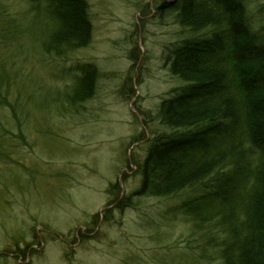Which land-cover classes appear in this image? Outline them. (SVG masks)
<instances>
[{
  "label": "rangeland",
  "instance_id": "obj_1",
  "mask_svg": "<svg viewBox=\"0 0 264 264\" xmlns=\"http://www.w3.org/2000/svg\"><path fill=\"white\" fill-rule=\"evenodd\" d=\"M174 2L86 0L90 42L55 57L31 35L41 22L28 0H0V26L22 37L0 43V121L9 132L0 142L10 145L0 150V264H221L224 234L171 212L200 187L107 206L139 188L153 137L189 131L158 118L160 102L187 86L166 58L209 31L181 27L167 9ZM244 3L262 31L264 0ZM85 64L97 70L94 93L72 104Z\"/></svg>",
  "mask_w": 264,
  "mask_h": 264
},
{
  "label": "trees",
  "instance_id": "obj_2",
  "mask_svg": "<svg viewBox=\"0 0 264 264\" xmlns=\"http://www.w3.org/2000/svg\"><path fill=\"white\" fill-rule=\"evenodd\" d=\"M28 3L30 16L41 22L31 35L45 53L60 57L90 42L86 0ZM167 9L190 32L209 31L183 41L166 58L171 75L187 86L160 102L158 118L164 127L189 131L153 137L138 166L139 188L107 206L200 187L172 214L186 216L197 231L224 234L221 264H264V29L253 28L244 0H175ZM1 25L0 43L20 41L17 30ZM81 70L68 98L72 104L94 93L96 68L85 64ZM0 131L7 141L1 121ZM8 146L0 142V150Z\"/></svg>",
  "mask_w": 264,
  "mask_h": 264
}]
</instances>
